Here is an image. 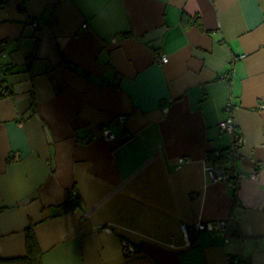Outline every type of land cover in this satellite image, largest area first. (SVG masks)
<instances>
[{"label":"crops","instance_id":"crops-1","mask_svg":"<svg viewBox=\"0 0 264 264\" xmlns=\"http://www.w3.org/2000/svg\"><path fill=\"white\" fill-rule=\"evenodd\" d=\"M6 1L0 258L264 264V0Z\"/></svg>","mask_w":264,"mask_h":264},{"label":"built area","instance_id":"built-area-1","mask_svg":"<svg viewBox=\"0 0 264 264\" xmlns=\"http://www.w3.org/2000/svg\"><path fill=\"white\" fill-rule=\"evenodd\" d=\"M20 8L23 9L24 5H25V2L27 0H20ZM6 0H0V6H3L6 4ZM33 26L36 27V23H33ZM83 27H85V25H83ZM158 61L159 63L161 64H164L167 62V58L165 56H161L158 58ZM8 91H7V83L5 81V72L2 70L1 66H0V94L3 95V94H6ZM231 108V104H227L226 106V109L230 110ZM220 129L225 132V133H228L231 137H232V142H231V147L229 150H227L225 153L227 154V156L231 157L233 155V152L235 151V145L234 143H236L237 141H239V137H238V134L234 133V121L232 120V118H227L226 120L222 121L220 123ZM101 132L103 133V135L105 134L106 137L109 139L111 138L112 135H110L111 133L107 132V131H104V129H101ZM104 135V136H105ZM237 147V145H236ZM180 163H185L184 160H180ZM209 170H212V168H210ZM213 172V171H212ZM226 172L224 170H219L217 175H216V178L218 180H222V179H225L226 177ZM77 197V194L76 192H71L70 194V200L71 201H75ZM225 226H226V222H217L216 223V228L218 230H221L222 232H224L225 230ZM212 228V225L211 224H205L203 223L202 221L196 223L194 226H193V229L195 231H201V230H205V229H211ZM181 232L185 233L186 234V226L185 225H182L181 226ZM227 261L229 264H240V262H238L236 259H234L232 256L228 255L227 257Z\"/></svg>","mask_w":264,"mask_h":264},{"label":"trees","instance_id":"trees-1","mask_svg":"<svg viewBox=\"0 0 264 264\" xmlns=\"http://www.w3.org/2000/svg\"><path fill=\"white\" fill-rule=\"evenodd\" d=\"M226 152V151H225ZM225 153H221V155H219V157H215V158H220L221 156L226 158ZM70 201V205H66V207L62 208L64 210V212H66L68 209V207H72V205L74 204L75 201ZM26 255L22 256L20 258H8V259H4V258H0V264H41V251H39V247L37 244V239H35L34 234L31 230H28L26 232Z\"/></svg>","mask_w":264,"mask_h":264},{"label":"clouds","instance_id":"clouds-1","mask_svg":"<svg viewBox=\"0 0 264 264\" xmlns=\"http://www.w3.org/2000/svg\"><path fill=\"white\" fill-rule=\"evenodd\" d=\"M102 19L104 20V22L110 23L114 19V14L107 13L105 16L102 17Z\"/></svg>","mask_w":264,"mask_h":264},{"label":"rangeland","instance_id":"rangeland-1","mask_svg":"<svg viewBox=\"0 0 264 264\" xmlns=\"http://www.w3.org/2000/svg\"><path fill=\"white\" fill-rule=\"evenodd\" d=\"M101 134L103 135V133H101ZM104 135H105V134H104ZM104 135H103V136H104ZM105 138H107L106 135H105Z\"/></svg>","mask_w":264,"mask_h":264},{"label":"flooded vegetation","instance_id":"flooded-vegetation-1","mask_svg":"<svg viewBox=\"0 0 264 264\" xmlns=\"http://www.w3.org/2000/svg\"><path fill=\"white\" fill-rule=\"evenodd\" d=\"M85 142H87V141H85Z\"/></svg>","mask_w":264,"mask_h":264}]
</instances>
